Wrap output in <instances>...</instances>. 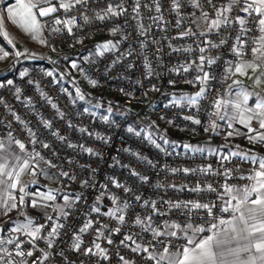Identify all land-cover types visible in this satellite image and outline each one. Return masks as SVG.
Masks as SVG:
<instances>
[{"label":"snow or ice","instance_id":"1","mask_svg":"<svg viewBox=\"0 0 264 264\" xmlns=\"http://www.w3.org/2000/svg\"><path fill=\"white\" fill-rule=\"evenodd\" d=\"M143 8L158 14L148 19L160 31L166 32L171 21L165 19L160 0H151L150 4L145 0H131V3L129 0H15V4L7 8V19L30 34L32 39H39L42 44L45 43L42 35L46 28L52 34L66 31L68 35H73L74 29L82 31L94 22L112 21L108 32L118 38L96 45L95 55L103 57L106 53L120 50V43L132 35L128 29H132L138 37H146L151 32L152 24L144 23ZM170 11L175 13V27L182 29L177 36H165L169 40L170 51L197 53L194 59L189 58L170 71H174L177 76L193 73L184 82L197 90L194 93H172L165 107L195 110L194 114L183 115L182 119L202 126L204 132L213 134H219L222 128H226V141L243 136L249 144L264 147V87L260 91L256 90V87L264 86V0H171ZM121 18L123 23H116ZM4 26V18H0V35L15 47ZM96 30L99 31V27ZM186 38L190 43L185 46H173L171 43L172 40ZM76 42L82 43V40ZM147 49L148 44L141 40L140 51ZM221 49L227 52L229 58H224ZM213 52L216 54L213 55ZM22 54L15 52L16 57ZM133 54L134 50L121 53L110 67L120 63L121 58L126 59ZM8 56L9 52L3 51L0 59ZM84 59L94 62L90 57ZM144 61L146 77L156 75L147 56H144ZM218 61H223L219 76L211 71ZM71 68L77 69L78 64L71 62ZM46 74L53 76L51 71ZM27 75V71L20 73L21 78ZM245 79L253 81L256 87L245 86ZM29 83L33 81L29 80ZM90 83L95 87L97 81L91 80ZM168 83L174 87L177 80H169ZM213 83L216 87H213ZM6 85L13 86V80H7ZM6 85L0 82V88ZM153 90L160 89L153 86ZM64 91L68 93L67 89ZM21 92V88H15L17 99H20ZM76 98L85 100V95L78 87ZM0 103L4 101L0 99ZM72 103L75 105L76 99ZM52 107L56 108L57 105L52 104ZM94 107L99 108L100 105ZM107 111L111 113L112 108L109 107ZM84 112H89V108H85ZM92 114L95 115L94 112ZM200 114L204 115V121L198 118ZM12 115L22 125L21 131L27 138H17L12 130L6 133V137H0V264H56L57 258L68 260L65 251H57L56 245L60 237L66 235L65 221L74 214L76 206L83 199L79 193L74 195L66 191L69 185L64 181L75 183L78 180L82 189H95L96 195L88 211L83 214L82 224L70 236L69 249L73 252L96 257L98 261H110L111 256L115 255L119 264H264V154L253 149L244 150L240 145L224 153L191 143L183 144L182 147L189 152L209 151L216 155L222 171L208 165L203 168H172L171 173L182 172L187 175L200 172L206 176H222L224 182L219 192L212 183L205 186L198 183L189 190L217 193L220 212L229 214L228 218H224L214 213L217 207L215 202L157 201L144 198L142 193L137 194V189L115 175L106 176L103 183L95 181L93 177L97 169L90 165H79L80 168L90 169L87 178L77 175L75 170H65L62 164L54 162L59 158V152L53 143L41 139L40 134L19 115ZM102 119L108 122L107 115ZM167 122L174 123L173 120ZM41 123L53 138L66 143L68 148H79L91 156H102L92 147L68 141L58 130L53 129L51 121L42 120ZM68 126L72 127L70 123ZM147 127L151 128L152 124ZM80 131L87 132V129L81 128ZM127 132L136 137H141L144 132L145 140L156 149L166 151L145 128L137 130L128 127ZM160 139L165 145L179 146L164 136ZM223 147H227V144ZM122 151L153 165L147 157L130 148ZM233 158L250 163L252 167L246 171L241 170L238 164L226 167L225 162L232 164ZM67 163L71 165L74 161L69 159ZM109 167L129 169L130 176L137 178L141 185L150 181L148 175L121 163L116 157H113ZM42 177L56 187L47 184L39 186ZM230 180L243 183L232 184ZM41 187L46 190H41ZM155 187L163 188L164 185L156 184ZM167 187L183 190L187 185L169 184ZM105 200L110 201V204L105 205ZM158 204L166 205L167 210H162ZM137 205L142 212L136 211ZM29 209L41 210V218L36 219ZM177 210L186 217L184 221L178 223L161 219ZM194 210H204L212 217L207 228L194 224L190 215ZM13 213L16 214L15 218ZM205 231L211 234L196 239ZM85 235L93 237L88 246H85ZM121 235L117 243L113 237ZM181 239L184 240L183 244L176 243ZM101 241L114 248L127 249L132 255L126 256L120 251L110 254V247L102 246ZM40 242H43L44 247L40 246Z\"/></svg>","mask_w":264,"mask_h":264},{"label":"built area","instance_id":"2","mask_svg":"<svg viewBox=\"0 0 264 264\" xmlns=\"http://www.w3.org/2000/svg\"><path fill=\"white\" fill-rule=\"evenodd\" d=\"M145 2L150 4L151 0H145ZM160 2L165 19L171 21L167 25L166 32L160 31L159 27L156 24H152V21L148 19V17L158 14L154 10L150 12L147 8H143L144 23L152 24L151 32L146 37H138L132 29H128V31L132 32V35L128 40L120 43V50L106 53L103 57L93 55L97 45L94 42V38L100 37L103 41L117 39L118 37H113L108 32V28L113 23L112 21L94 22L93 25L84 27L82 31L74 29L73 35H68L66 31L52 34L46 28L42 35L45 43L42 44L41 52L52 56L57 62L64 65L67 74L62 75V78H58L53 70L46 68L42 64L21 66L20 62H17L11 71L6 72L0 82H4L6 85L7 80H13L14 85H6L4 88H0V99L4 101V103H0V137H6V133L12 130L17 138H27L26 134L21 131L22 125L13 118L12 113H15L26 121L29 127L34 128L40 134L41 139H46L48 142L53 143V147L59 152V158L55 159L54 162L62 164L65 170H75L77 175L87 178L90 175V169L80 168L79 165H90L91 168L97 169L93 177L95 181L103 183L106 176L115 175L121 181L137 189V194L142 193L144 198L157 201L163 199L215 202L217 207L213 210L214 213L225 218L228 213L220 212V201L217 200V193L208 191L196 193L189 190L198 183L202 186L212 183L217 188V192H219L221 190L220 185L224 182L222 176L215 174L206 176L200 172L187 175L182 172L173 174L170 171L172 168H203L208 165H211L214 170L222 171L218 157L211 152L193 153L181 151L177 147H172L171 144L165 145L160 139L161 136H164L170 142L181 143L187 139L191 143L206 133L203 131L202 126L193 125L189 121L182 119L183 115L194 114L195 110L165 107L169 103L172 93L179 94L182 88L186 86L192 87L191 84H187L184 81L185 79H190L193 73H181V75L177 76L170 69L179 67L181 63H184L189 58L194 59L197 53L187 54L170 51L168 47L169 40L165 39V36H177L182 29L175 27V13L170 11L171 0H160ZM129 3H131V0H129ZM185 10L191 11L190 9ZM116 23L122 24L123 18L116 21ZM97 27H99V31L96 30ZM78 39L82 40V43H77ZM141 40L148 44V49L144 52L140 51ZM171 43L173 46H185L190 43V40L187 38L184 40H172ZM133 50V55L128 56L126 59L121 58L120 63L110 67L112 61L121 56V53ZM220 51L225 59L229 58L224 49ZM215 54L213 52V55ZM144 56L148 57V61L155 69L156 75L146 77ZM85 57H90L91 61L94 62H86ZM73 61L78 64L77 69L71 68V62ZM222 63L223 61H218L217 65L211 69V71L216 72L217 76L220 74ZM129 65H132V67H129ZM80 69L84 71L81 72ZM23 71H27L28 75L21 78L20 73ZM48 71H51L53 76H47L46 73ZM173 79L177 80V84L174 87L168 83L169 80ZM29 80L33 81V83H29ZM83 80L92 88L101 89L102 95L92 99L85 97L84 101L78 100L75 91L78 87L83 93L80 82ZM91 80L97 81L95 87L90 83ZM56 81L59 82L57 83ZM153 86L160 90L154 91ZM16 87L22 90L20 99L16 98ZM213 87H216L215 83H213ZM64 89H67L71 95H68ZM41 93H44V95L42 96ZM106 94L113 96L109 103L114 102L122 107L123 111L119 116L115 110L109 113L107 111L108 107L103 108V105L99 108L94 107L98 101L106 103L104 99ZM29 98L31 103H29ZM73 99H76L75 105L72 103ZM49 100L51 103H49ZM52 104L57 105V107L53 108ZM205 107H207L206 104ZM85 108H89V112H84ZM93 112L95 115L92 114ZM105 115L108 116V122L102 119ZM61 116H63L62 119ZM161 117H165V119H161ZM198 118L202 121L205 120L203 114H200ZM42 120L51 121L53 129L58 130L68 141L92 147L96 151L101 152L102 156H91L83 152L82 149L68 148L66 143H61L58 139L51 136L50 132L42 126ZM168 120H173L174 123L169 124ZM69 123L72 127L68 126ZM149 124H152L151 128L147 127ZM128 127H133L137 130L145 128L166 151L162 152L156 149L145 140L144 132L141 133V137L128 133ZM81 128L87 129V132L80 131ZM88 133L93 135L90 136ZM233 141L234 139L232 138H228L226 141L225 136L219 134L214 140L215 149L223 152L224 148H228ZM225 144H227V147L221 148ZM124 148H130L133 152L141 153L143 157L151 160L154 166L122 151ZM48 154L49 156L51 155V153ZM113 157L118 158L123 164L130 165L132 169L141 174L148 175L150 177L149 183L141 185L137 178L130 176L127 168L109 167L113 162ZM69 159H72L74 163L69 165L67 163ZM237 164L244 171L252 167L250 163L240 161L239 158H233L232 164L225 162L226 167H232ZM42 181L52 187H56L55 184L43 177ZM64 183L69 185L66 191H70L74 195L79 193L83 199L76 206L74 214L65 221L66 228L64 231L66 235H62L56 245L57 251H65L68 260L64 261L57 258L56 264H119L115 255L111 256L110 261H98L96 257H86L82 253H76L69 249L70 236L82 224L84 220L83 214L88 211L93 203L96 190L82 189L79 180L75 183L70 181H64ZM229 183L242 184L243 181L230 180ZM156 184H162L164 187L157 188L155 187ZM169 184L187 185V188L183 190L179 188L173 189L167 187ZM113 191L117 190L113 189ZM104 203L109 205L110 201L105 200ZM157 206L162 210H167L166 205L158 204ZM136 211L142 212L138 205L136 206ZM190 215L195 225H202L207 228L212 222V217H209L204 210H194ZM201 217L203 219H200ZM161 219L179 223L184 221L186 217L181 215V211L177 210ZM83 238L85 246H88L93 237L85 235ZM121 238L122 235L113 237L117 243ZM101 243L102 246L110 247V254L120 251L121 254L126 256L132 255L127 249L122 247L114 248L106 245L104 241H101ZM176 243L183 244L184 240L181 239L176 241ZM40 246L44 247L43 242H40ZM36 254L39 255V253Z\"/></svg>","mask_w":264,"mask_h":264},{"label":"crops","instance_id":"3","mask_svg":"<svg viewBox=\"0 0 264 264\" xmlns=\"http://www.w3.org/2000/svg\"><path fill=\"white\" fill-rule=\"evenodd\" d=\"M13 4H15V0H3V2L0 3V18H4V25H5L4 30L8 32L9 38L13 41V44L15 45V47H13L12 44H9L8 41L2 35H0V54H2L3 51L9 52L8 57L4 59H0V81L6 72L11 71L14 68L17 62H20L21 66H26L29 64H36V63L42 64V65H48L50 66V69L56 73V76L58 78H62L63 77L62 72L57 71L56 69L57 60H55V58H53L52 56L41 52L42 43H40L39 39H35V40L32 39L30 34L25 33L23 29H21L18 25L13 24L11 20L7 19V15H8L7 8ZM17 51L23 54L20 57H16L15 52ZM245 86L256 87L253 85V81L248 80V79H245ZM261 87H264V86L256 87V90L260 91ZM184 88H186L187 90H184ZM184 88H182V91L188 92V93H194L197 90L193 86L192 87L186 86ZM237 127H240V126L237 125ZM226 131H228V129L222 128L219 134H223L225 136ZM242 131H246V130L242 129ZM219 134H213L210 132H206L202 136H200L199 138L191 142V144L196 145V146H203L206 149L208 148L215 149L214 140L216 136ZM232 139H234V141L231 143V145L228 146V148H224V151H223L224 153H227L235 145H240L241 148L244 150L253 149L255 152L259 154H264V147H262L259 144L257 145L249 144L248 141L243 136L234 137ZM185 143H190V142L187 141V139L183 140V142L181 143L175 142L176 145H179L177 147L179 150L187 152V150H185L182 147L183 144ZM206 152H209V151H206ZM25 179L27 180L28 177H25ZM45 184L52 187L50 184L44 183L42 181V178H40L39 186H43ZM41 190H46V189L41 187ZM28 211H30L31 214L34 217H36V219L41 217L40 216L41 210L39 209L37 210L29 209ZM13 217L14 218L16 217L15 213H13ZM228 217H229V214H227L225 218H228ZM210 234H211L210 232L201 233L196 237V239L206 237L207 235H210ZM191 235L192 233L189 232V236ZM232 246H235V245L233 244Z\"/></svg>","mask_w":264,"mask_h":264},{"label":"rangeland","instance_id":"4","mask_svg":"<svg viewBox=\"0 0 264 264\" xmlns=\"http://www.w3.org/2000/svg\"><path fill=\"white\" fill-rule=\"evenodd\" d=\"M100 37H96L94 38V42H96L97 44L100 43V42H103V40H101ZM96 53V49L94 50L93 52V55H95ZM57 71H60L58 68H56ZM81 82V88L83 90V94L85 95V97L87 99H92L94 97L98 98L99 95H102V91L101 89H98V88H92L91 86L87 85L84 80L83 81H80ZM184 90H187L186 88H184ZM76 92V91H75ZM105 101L106 102H109L113 99V96L110 95V94H106L105 97H104ZM100 105V107L103 105V102L101 101H98V103Z\"/></svg>","mask_w":264,"mask_h":264},{"label":"trees","instance_id":"5","mask_svg":"<svg viewBox=\"0 0 264 264\" xmlns=\"http://www.w3.org/2000/svg\"><path fill=\"white\" fill-rule=\"evenodd\" d=\"M37 64V63H36ZM46 68H48V69H50V66H48V65H44ZM56 66H57V68L62 72V74L63 75H66L67 74V71H66V69H65V67H64V65H62V64H60V62H57L56 63ZM54 74L56 75V73L54 72ZM103 108H105V107H111L112 108V110H115L116 112H117V114H118V116L122 113V111H123V109H122V107L119 105V104H117V103H114V102H104L103 103V106H102ZM117 116V117H118Z\"/></svg>","mask_w":264,"mask_h":264}]
</instances>
